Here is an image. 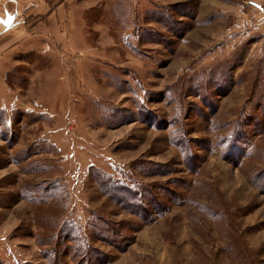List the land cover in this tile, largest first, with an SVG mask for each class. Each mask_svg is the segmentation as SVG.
<instances>
[{
  "label": "rangeland",
  "instance_id": "obj_1",
  "mask_svg": "<svg viewBox=\"0 0 264 264\" xmlns=\"http://www.w3.org/2000/svg\"><path fill=\"white\" fill-rule=\"evenodd\" d=\"M0 264H264V0H0Z\"/></svg>",
  "mask_w": 264,
  "mask_h": 264
},
{
  "label": "trees",
  "instance_id": "obj_2",
  "mask_svg": "<svg viewBox=\"0 0 264 264\" xmlns=\"http://www.w3.org/2000/svg\"><path fill=\"white\" fill-rule=\"evenodd\" d=\"M105 182H106V181H105ZM108 182H109L111 185H113V183H115V182H113V181H112L113 183H112L111 181H108ZM108 182H107V183H108Z\"/></svg>",
  "mask_w": 264,
  "mask_h": 264
}]
</instances>
